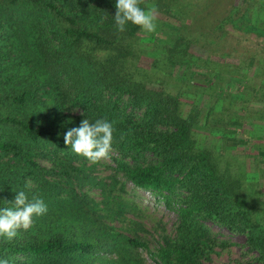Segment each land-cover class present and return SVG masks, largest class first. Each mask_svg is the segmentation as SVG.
<instances>
[{"label":"trees","instance_id":"trees-1","mask_svg":"<svg viewBox=\"0 0 264 264\" xmlns=\"http://www.w3.org/2000/svg\"><path fill=\"white\" fill-rule=\"evenodd\" d=\"M115 5L0 0V210L19 191L48 209L0 260L205 264L217 226L245 238L229 264H264V0H143L156 33L118 31ZM85 118L113 125L111 184L64 143ZM119 175L177 216L155 250L115 225H138Z\"/></svg>","mask_w":264,"mask_h":264},{"label":"clouds","instance_id":"clouds-1","mask_svg":"<svg viewBox=\"0 0 264 264\" xmlns=\"http://www.w3.org/2000/svg\"><path fill=\"white\" fill-rule=\"evenodd\" d=\"M143 0H116L115 25L120 32L126 30L131 22L147 33L157 32V15L155 7L142 8ZM113 125L104 119L94 123L87 118L79 127L71 128L64 134V143L76 154L84 156L91 163H99L110 158L113 151ZM123 138V137H122ZM48 209L39 198L29 201L25 191H19L15 197L14 208L0 210V237L12 241L20 229L28 230L34 218L43 216ZM0 264H9L0 260Z\"/></svg>","mask_w":264,"mask_h":264},{"label":"rangeland","instance_id":"rangeland-1","mask_svg":"<svg viewBox=\"0 0 264 264\" xmlns=\"http://www.w3.org/2000/svg\"><path fill=\"white\" fill-rule=\"evenodd\" d=\"M253 44L256 42L252 38ZM250 45V43H247ZM255 109H259V106H255ZM229 130H232L233 127L225 126ZM233 145L231 140L223 141L224 149H229ZM91 164V162L89 163ZM253 165V163L251 162ZM114 164L111 162L110 158L99 162L97 169L94 170L93 174L103 180L107 184H111L113 176V171L111 168ZM252 178V176H250ZM118 184L115 189V195L123 197L124 202L132 205L135 212H129L126 214L127 218L134 219L138 225L136 229L130 227V223H120L116 222V226H122L125 234H130L131 230L138 234L140 237H143L149 244L151 250H155L160 241V237L165 234L173 235L175 233L177 225V216L167 209L163 202L158 200L151 193L143 191L136 188L130 182H125V179L122 175H119L117 178ZM122 185L125 188L122 190ZM261 188H264L262 186ZM264 191V189H262ZM93 193L96 196V200H100V191L99 189H94ZM213 232L218 236L219 240L224 242H229L228 247L226 248H216V252L212 254L211 260L207 261L205 264H229L236 261L245 262L249 259L247 256V249L245 247V238L243 236H234L231 235L228 231L220 229L217 226H212ZM142 256L147 260V264H153L152 260L149 258L148 253L143 250L141 251Z\"/></svg>","mask_w":264,"mask_h":264}]
</instances>
